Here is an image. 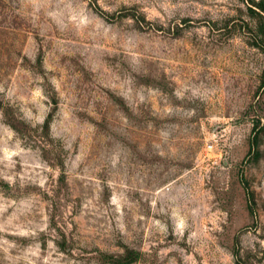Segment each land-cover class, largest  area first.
Listing matches in <instances>:
<instances>
[{"label": "rangeland", "instance_id": "374dc122", "mask_svg": "<svg viewBox=\"0 0 264 264\" xmlns=\"http://www.w3.org/2000/svg\"><path fill=\"white\" fill-rule=\"evenodd\" d=\"M264 0H0V264H264Z\"/></svg>", "mask_w": 264, "mask_h": 264}, {"label": "trees", "instance_id": "16d2710c", "mask_svg": "<svg viewBox=\"0 0 264 264\" xmlns=\"http://www.w3.org/2000/svg\"><path fill=\"white\" fill-rule=\"evenodd\" d=\"M255 6L259 9L260 12H264V9L260 6V3H256ZM255 38L264 45V28L258 30V34L255 36ZM130 262L131 258H128V260L121 261L119 263L128 264Z\"/></svg>", "mask_w": 264, "mask_h": 264}]
</instances>
